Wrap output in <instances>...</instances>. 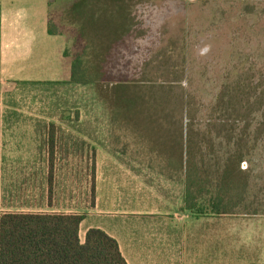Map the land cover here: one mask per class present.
<instances>
[{
  "label": "rangeland",
  "instance_id": "obj_1",
  "mask_svg": "<svg viewBox=\"0 0 264 264\" xmlns=\"http://www.w3.org/2000/svg\"><path fill=\"white\" fill-rule=\"evenodd\" d=\"M73 1L15 0L12 7L20 23L28 20L31 11L43 13L49 10V16L63 34L50 39V48L54 47L58 55L62 47H66L71 62L84 44L76 39L75 26L64 17ZM128 4L133 16V30L115 45L113 54L118 63L115 70L127 73L133 81L167 82L178 86V90L183 89L187 102V109L182 110L183 121L192 128L195 138H201L208 124L211 129L207 134L210 144L217 153H223L233 142V136L238 135L237 128L240 127L235 123L231 131L215 130L218 124L226 122L228 128L230 122L239 121L230 118L221 107L211 110L225 75L235 70L242 72V83L248 78L251 81L248 98L264 95V0H128ZM37 38H40L39 34ZM50 51L55 56L53 48ZM258 92L260 95H256ZM106 97L105 92L94 86H17L11 81H0V103L4 116L1 157L7 171L5 177L10 187L9 194H14L15 204L22 201L21 195L31 187L35 176H40V180L44 178L48 186L50 170L38 172L35 164L40 160V166L44 167L46 161H42V157L36 160L38 157H35L33 148L35 139H43L44 136L42 132L34 134L31 131L41 127L31 120L58 118L61 115L74 118L78 109L82 121L81 124L70 125L77 129L72 132L73 136H85L87 148L94 151L90 148L94 145L99 150L94 157L90 154L93 151H90L85 158L87 165L82 163L81 173L76 172V178L80 175L81 184H85L88 190L89 214L82 224L81 241L84 240L86 224L101 225L111 233L116 221L137 220L144 215L142 211L133 216L128 212L129 208L143 209L145 206L154 210L158 207L157 203H162V200L156 199L158 196L160 199H173L183 191L179 179L163 177V157H156L158 151L165 149L163 128L161 133H152L148 130L138 132L134 123L130 124L128 131L120 127V122L115 127L111 126L110 104ZM251 109L245 140L260 123L264 102ZM262 129L256 139L247 140L252 152L250 158L242 162V168L250 177V192L244 203L250 206L241 205L235 210V216L217 221L220 224L232 223L236 231L233 232L232 249L236 252L246 250L247 245L240 246V242L247 240L248 230H264V127ZM64 139L67 138L64 136ZM44 153L48 152L44 150ZM59 156L57 154V158L61 159ZM118 160L122 163L135 160L152 173L134 174L135 177L129 179L133 174L109 171L114 164L112 161ZM97 166H100L98 171ZM64 175L61 172L58 174L59 181L62 182L65 177L69 179ZM95 204L97 208H94ZM160 208L163 209L162 204Z\"/></svg>",
  "mask_w": 264,
  "mask_h": 264
},
{
  "label": "trees",
  "instance_id": "obj_2",
  "mask_svg": "<svg viewBox=\"0 0 264 264\" xmlns=\"http://www.w3.org/2000/svg\"><path fill=\"white\" fill-rule=\"evenodd\" d=\"M64 17L75 26L76 39L84 43L72 57L70 79L11 82L17 86H94L107 96L111 126L120 122V127L128 131L134 123L138 132L152 133H161L163 128L165 149L158 151L156 157H163V177L181 181L183 210L197 215H223L234 214L241 205L249 208L244 201L250 192V177L242 168V162L248 160L252 152L247 140L256 139L264 127L262 111L260 123L245 140L251 108L264 102V95L248 98L252 89L249 78L242 83V72L235 70L226 74L215 94L211 110L221 107L230 118L239 120L230 122L228 128L226 122L218 124L215 130L231 131L235 123L240 125L233 142L219 154L207 137L211 130L208 124L201 138H195L192 128L183 121L182 110L187 109L183 89L178 90V86L167 82L133 81L127 73L115 70L118 66L113 54L115 45L133 30L128 0H74ZM48 33L62 34L50 16ZM64 55H70L66 48ZM2 118L4 120L3 115ZM74 118H79L78 109ZM49 173L47 184L50 187L51 169ZM85 216L84 213H2L0 264H128L117 240L101 228H88L81 241L80 224Z\"/></svg>",
  "mask_w": 264,
  "mask_h": 264
},
{
  "label": "crops",
  "instance_id": "obj_3",
  "mask_svg": "<svg viewBox=\"0 0 264 264\" xmlns=\"http://www.w3.org/2000/svg\"><path fill=\"white\" fill-rule=\"evenodd\" d=\"M14 1L0 0V81L69 80L72 61L68 59L70 55H64L66 47H62L59 57L54 47L50 48L52 43L50 39L63 35L48 33L50 11L45 10L43 13L31 11L28 20L20 23L14 15L12 7ZM52 48L55 56L50 51ZM31 121L41 126L32 128L31 131L34 134L42 132L44 136L43 139H35L33 148L35 157H38L36 160L42 157L41 160L46 161V164L43 165L44 167L40 166L39 160V163L35 165L39 168L38 172L41 170L40 172L44 173L47 169H51L52 174L55 172L52 175L53 182L49 187L45 185L44 178L40 180V176H35L31 187L25 189V193L21 195L22 201L14 203V194L13 196L9 194L10 187L5 177L7 171L1 157L3 118L0 103V215L10 211H23L84 213L87 216L89 214L88 190L85 184H81V176L76 178V172L81 173L82 163L87 165L85 158L93 150L87 148V138L82 135L79 138L74 137L72 132L77 129L70 127L73 124H81L82 120L37 118ZM72 137L74 139H71ZM90 148L94 149L90 153L92 157L99 153L96 146L91 145ZM44 150L48 153L45 154ZM109 153L115 157L110 151ZM57 154L60 155L59 158H62L58 159ZM48 156L51 157V165H49ZM136 162L135 160H128L125 163L119 160L112 161L114 164L113 167L110 166L109 171L133 174L129 179H133L134 174L152 173L147 170L148 167ZM98 168L100 169V166H97V171ZM60 172L66 174L64 177L67 176L69 179L65 177L62 182L59 181ZM160 198L158 196L156 199L162 200V203H157L158 207L154 210L152 207L145 206L142 207L143 209L141 207L128 209L133 216L144 211V215L137 219L141 221H116L111 233L101 225L86 224L84 234L90 227H98L106 231L117 240L128 264H239V262L240 264H264V230H248L249 237L240 242V246L247 245V248L244 251H237L239 253L237 254L232 249L233 232H236L232 223H217L218 220L235 216V214L197 215L183 210V192L173 199ZM161 204L163 209L160 208ZM94 208H97V204ZM85 218L80 224V231Z\"/></svg>",
  "mask_w": 264,
  "mask_h": 264
}]
</instances>
